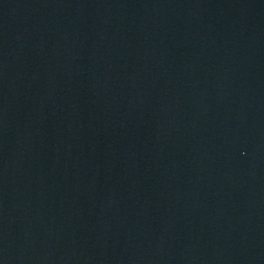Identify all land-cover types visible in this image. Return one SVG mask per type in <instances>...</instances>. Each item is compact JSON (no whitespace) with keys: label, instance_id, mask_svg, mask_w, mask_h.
<instances>
[{"label":"water","instance_id":"95a60500","mask_svg":"<svg viewBox=\"0 0 264 264\" xmlns=\"http://www.w3.org/2000/svg\"><path fill=\"white\" fill-rule=\"evenodd\" d=\"M0 264H264V0H0Z\"/></svg>","mask_w":264,"mask_h":264}]
</instances>
